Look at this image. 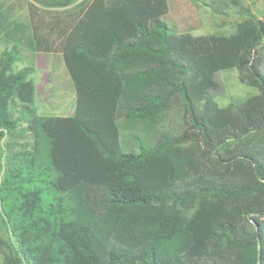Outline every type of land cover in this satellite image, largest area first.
<instances>
[{
  "label": "trees",
  "instance_id": "16d2710c",
  "mask_svg": "<svg viewBox=\"0 0 264 264\" xmlns=\"http://www.w3.org/2000/svg\"><path fill=\"white\" fill-rule=\"evenodd\" d=\"M168 12V0L80 4L57 32L76 97L61 120L32 107L17 47L1 53L0 264H264V31L244 11L229 36L177 33ZM232 69L258 94L219 107L214 76ZM173 101L190 126L177 135L157 128ZM79 185L109 192L104 219L67 201Z\"/></svg>",
  "mask_w": 264,
  "mask_h": 264
},
{
  "label": "rangeland",
  "instance_id": "374dc122",
  "mask_svg": "<svg viewBox=\"0 0 264 264\" xmlns=\"http://www.w3.org/2000/svg\"><path fill=\"white\" fill-rule=\"evenodd\" d=\"M179 0V5L171 0L168 14L162 18L166 24L177 33L189 32L193 36L223 35L229 36L236 30L237 25L246 19L244 11H249L264 31V0H239L240 6L233 8L221 6L217 0ZM189 1V2H188ZM32 0H0V55L4 50H11L13 46L18 49V58L12 67L13 73L25 68H33L30 60L23 56L26 38L24 24L33 17H49L44 13H39L33 5ZM243 11V12H242ZM242 12V13H241ZM68 9H59L52 14L59 21L67 17ZM32 32V33H31ZM31 35V36H32ZM58 37V36H57ZM54 47V46H53ZM60 53L59 38L54 47ZM260 63V69L264 75V33H262L254 55ZM57 75L50 74L49 91L40 94L36 103L32 106L40 116L50 117L52 121L68 118L75 110L76 99L69 96V82L61 78V68L57 69ZM35 72H31L29 79L34 81ZM58 77V78H57ZM216 87L210 91L211 96L219 107H226L232 100L244 101L247 98L258 94L256 89L247 87L240 83L236 69L219 71L214 76ZM44 101V102H43ZM48 101V103L46 102ZM17 102V100H16ZM43 103V104H42ZM122 121V120H118ZM159 132L177 135L187 128L190 129L188 116L180 101H173L171 107L164 113L162 119L157 124ZM129 135L128 130H121V146L125 152L123 138ZM31 143V140L28 139ZM132 152L138 153L139 149L132 144ZM109 192L104 188H92L79 185L76 189L67 194V201L72 204L75 201L88 209H93V215L100 219L106 217V210L103 201L108 197ZM0 235L5 239L8 234L0 226Z\"/></svg>",
  "mask_w": 264,
  "mask_h": 264
},
{
  "label": "crops",
  "instance_id": "0c3cea01",
  "mask_svg": "<svg viewBox=\"0 0 264 264\" xmlns=\"http://www.w3.org/2000/svg\"><path fill=\"white\" fill-rule=\"evenodd\" d=\"M84 1L87 2L88 0H77L68 7H65L64 9L69 10L68 13L69 15H67V17H65L60 21L56 17L51 16L52 14L58 11V7H53L38 2L33 3V5L36 7L39 13L50 15L49 17H44V16L33 17L30 15L29 19L26 21V23L24 24L25 26L23 28L24 31H27L28 29H31L32 32L34 31L33 35L31 34L32 36L29 34V32L24 33L26 38V43L30 39H32L34 43L35 40L37 41L39 39L43 44L42 48H38L37 45L35 44L34 48L36 49H32L30 47H27L28 45H26L25 43L26 47L23 53V56L32 62L33 64L32 72L34 71L36 75L33 81L36 87L35 103L37 98L39 99L40 94L43 93L46 94L47 96V91L50 90L48 86L50 85V81H51L49 79V76L50 74H52L54 77H56L57 75L56 71L59 67L61 68V74H60L61 78L65 79L66 82H69V96L71 100L76 99L72 81L68 76L67 71L63 64L61 52L59 53L56 49H54V47L57 44L58 30L59 29L62 30L64 28L69 27V24L73 21L75 15L78 12V8L80 4ZM172 1L178 7L179 0H172ZM184 3H186L185 0ZM168 4L170 10L171 0H168ZM59 9H63V8H59ZM46 103H48V101Z\"/></svg>",
  "mask_w": 264,
  "mask_h": 264
}]
</instances>
